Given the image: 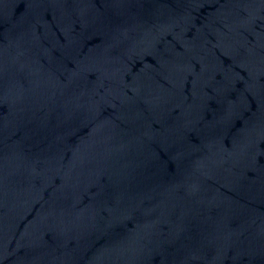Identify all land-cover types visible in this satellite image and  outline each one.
<instances>
[{"label":"water","instance_id":"95a60500","mask_svg":"<svg viewBox=\"0 0 264 264\" xmlns=\"http://www.w3.org/2000/svg\"><path fill=\"white\" fill-rule=\"evenodd\" d=\"M0 264H264V0H0Z\"/></svg>","mask_w":264,"mask_h":264}]
</instances>
